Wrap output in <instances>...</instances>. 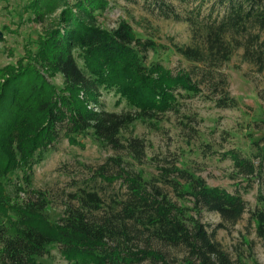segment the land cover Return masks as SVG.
Listing matches in <instances>:
<instances>
[{
    "label": "trees",
    "instance_id": "16d2710c",
    "mask_svg": "<svg viewBox=\"0 0 264 264\" xmlns=\"http://www.w3.org/2000/svg\"><path fill=\"white\" fill-rule=\"evenodd\" d=\"M177 1L198 6L180 12L168 0L146 2L190 24L191 42L175 49L192 66L176 70L150 60L157 42L138 35L129 20L113 28L100 23L109 0L26 2L25 12L42 26L38 48L27 47L15 63L0 66V264H44L40 259L52 245L66 264H247L217 237L242 219L243 195L209 185L177 157L155 159L159 172L147 178L148 145L132 125H155L166 113H179L183 95L237 107L223 68L243 49L244 61L264 71V0ZM58 75L62 87L54 82ZM104 92L127 108L106 109ZM79 136H93L117 154L91 169L52 221L49 193L32 186L34 166L61 138L78 143ZM255 147V158L234 149L224 157L233 160L237 175L261 186L252 220L264 239V135ZM19 170L13 196L7 181ZM117 182L119 189L108 190ZM99 183L107 184L106 192ZM204 211L223 221L210 229Z\"/></svg>",
    "mask_w": 264,
    "mask_h": 264
},
{
    "label": "rangeland",
    "instance_id": "374dc122",
    "mask_svg": "<svg viewBox=\"0 0 264 264\" xmlns=\"http://www.w3.org/2000/svg\"><path fill=\"white\" fill-rule=\"evenodd\" d=\"M27 1L0 0V66L15 63L24 56L27 47L38 48L42 26L32 20V12H25ZM109 1L111 9L100 15L104 27L113 28L119 20L127 19L138 35L152 37L157 42L158 47L150 53V60L160 61L175 70L192 66L175 49L176 44L184 45L192 40L193 31L188 22L160 14L156 8L147 7V0ZM168 2L174 3L180 12L198 6V2L189 5H180L177 0ZM223 69L229 77L231 94L239 100L237 107L220 108L203 94L183 95L179 113H166L154 121L155 125L136 121L132 125L133 134L144 138L148 145L147 154L151 159L143 167L147 178L151 173L159 172L155 159L168 161L177 157L181 167L201 175L209 185L240 192L247 203L242 219L219 229L217 237L234 258L242 257L247 264L256 261L264 264V239L257 234L252 220L253 211L259 204L261 186L257 180L248 182L237 175L233 160L224 157L225 152L233 149L247 157L256 156L255 141L264 135L261 129L264 71L244 61L243 49H238ZM54 82L62 87V76L58 75ZM117 100L118 96L111 92H104L102 96L108 110L119 112L127 108L125 102L118 106ZM116 154L114 149L93 136H79L78 143L63 137L45 154L44 160L34 166L32 186L49 193L51 203L47 212L52 221L61 217L70 193L85 186L91 169L106 164ZM22 177L23 171L19 170L8 178L7 188L13 196L16 195L15 184ZM98 187L106 192L107 184L99 183ZM119 187L117 182L108 190ZM202 219L210 229L223 221L218 213L208 211L202 213ZM40 261L44 264L67 263L58 245H52Z\"/></svg>",
    "mask_w": 264,
    "mask_h": 264
}]
</instances>
